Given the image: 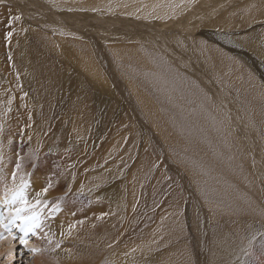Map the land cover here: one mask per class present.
<instances>
[{"label":"rangeland","instance_id":"rangeland-1","mask_svg":"<svg viewBox=\"0 0 264 264\" xmlns=\"http://www.w3.org/2000/svg\"><path fill=\"white\" fill-rule=\"evenodd\" d=\"M44 1L48 5V8H46L44 4L40 5L39 3H41V2H38L37 0H34V1L33 0H2V2H0V68H1L0 69V72H1L0 73V126H2V131H0V144L1 145L2 144L7 145L6 149H7V153H8V155H5V157H4L5 167L0 166V182L5 178H9V180L13 181V182H15V181L19 182L20 181L21 183L28 181V180H33V181L37 180L44 189L47 188L49 191H51L52 189L53 190L55 189L58 193L56 192L55 196L53 195V197H50V199H49V204L51 203L50 208H52L55 204H61V206H63L65 208L63 213H66L69 211L73 215L74 220L80 219L79 222H85L84 225H86L87 221H94L96 224L95 225L96 230L93 233L94 237L101 240V241H106L107 237L109 235V233H108L109 228L104 224H100V221L102 219L108 217V216H115L114 205L116 203V199L115 198H113V199L101 198L100 194L102 192H107L109 190L117 188L120 190L119 199L121 200V203L123 205H127V202L129 200V187L131 184V180H130L131 176H132L136 166L139 164L140 157L143 155H147L150 157V159L153 162L152 167L149 169V178L147 181V186L152 184V182L155 179L156 174L160 172L165 177V179L167 180V182L164 185L165 187L163 188V190H164L163 191V193H164L163 194V200L164 201H162L161 206L156 205L154 209H149V207H148L147 209H145V211L143 210V213H144V214L142 213L143 215L141 214L142 211L138 212L139 215L136 213V218H138V219L134 220V222L136 221V223H133L134 227L132 226L131 228L129 226L130 219L132 218L136 209H138L140 207H137V208L132 207V210H128V208H126L124 210V213H123V221L120 225V229L122 230V233L118 237H116L112 242H110L106 248L102 249V253L100 254L97 261H95V263H93V264H120V261L127 262L130 264H156L152 260L148 261L147 258L146 259H147L148 263L146 262V260L143 261L145 259V257H147V255H143L144 252L143 253L138 252L137 255L135 254V256L137 258H139V259H137V258H132L129 256V254L125 253L124 248L126 247V243H127L126 239L128 237L131 238V237L136 236L139 232H141V228L145 227L144 230H147V229H151L154 226V224H155L154 219H156V217H159L158 212H160L161 215L164 213H167V212H162V210H163L162 207H164V206H166V208H167L166 210H168L170 212V218L172 217L171 220H174L178 216L176 218V221H179L178 218H180L182 220V222H180L181 226H183L180 228L181 232H180L179 236L182 235L181 238L176 242L172 240L173 243L170 244V247L174 248L175 246L180 244L179 247L181 249V246L183 248L184 245L188 242L185 245V247L188 246L189 249H194L192 251L193 258H194L192 261V264H208V259L210 256V243H209V238H208L209 232H207L206 229L207 228L209 229L210 225L212 224V220L210 217V215L212 213L214 215H216V212H217V214L218 213L222 214V212H224L223 215L226 214V212H227L226 206L225 207L223 206L222 208H220V205L222 206V204H223V203L221 204V202H224L225 200L224 199L221 200L220 199L221 197L217 201L215 199L214 202L216 204H218L219 206L214 205L213 210L215 212L213 210L210 211L209 210L210 204H207V203L211 201L210 199L212 197H213V199L215 197L214 196L211 197L209 195L211 198L208 196L206 198L207 200L205 201L204 195L201 194V197H200V194H199V189L202 192L201 188L204 187L202 189H205L208 185L205 186L206 184L205 185L196 184L198 189H197V187H195V184H194V187H193V185H191V192H190L191 194H187L185 188L181 187L178 184V182L176 183L175 179L177 181H179V177H181L182 179L185 177L184 180H187V181L191 180L189 175L185 171L181 170V169H185V168L179 167L181 163L179 164V161H177L175 156H172L173 153L176 154V153H178V151H176V148L174 147L173 144L167 143L161 136L158 135L157 131L155 130V127L150 123V118L138 106L137 102L135 101L134 96L131 94V91L129 90V88H127V85H125V82H127V79H129L128 82H135V84L137 83L140 86H142L144 83L143 77L137 76V75L133 74L132 72H129V70H127L126 68L119 65V63H120L119 60H118L119 63L115 64L118 61H117V59L114 58L112 52L110 51L111 48H109V47L114 46V45H122V44H124V45L132 44V43H135L137 45L139 44L141 51L144 52L145 54H147L148 59L150 58V56H148L149 55L148 53L151 54V58H152V56H154L155 60L157 59V61L161 60L160 58H162L163 62L160 61L161 66H163L164 63H166L167 66L169 67L168 73H169V71L172 72L170 74L173 76H174V74H173L174 71L178 72L179 75L181 74V76L177 80V82L180 84V87L182 88V92L184 91L186 93L188 92L187 89L188 90L190 89L189 92L191 90L194 91L193 88H190V84H188L187 82L192 81L191 83H193L194 88H198L197 84L199 86H202L203 85L202 81H204V80L202 78H200V80H201L200 81L199 79L195 78L192 75V74L195 75V73L191 74V72L185 71V68H184V70H182L180 68L182 66V64H180V62L182 61L180 59L181 56L184 58L185 62L190 63L189 61H191L193 63L194 60H197L198 55H199V58L202 60L203 55H201V53H200L201 48L203 49L204 47H213V48H216L219 51H221L224 55L231 58L232 60L238 62L242 67H244L252 75V77L255 79V81L257 82L259 87L262 88V90L264 92V57H263L264 56V52H263L264 51V0H195L191 5L180 6L175 12L166 16L162 20L157 19V17H155V16H154V18L148 19V20H153L154 22H157V25L161 29V30L156 29L157 32H156V30H153L151 28H144V27L139 26L135 23L128 24L126 22H125L126 25H124V26H118L119 24H114L113 26L111 25L110 28H104V29H107L105 31H97L96 22H92V23L88 22V24H86L87 26L86 25L84 26L85 29H83V31L89 30V33L93 38L92 37H89V38L84 37V35L87 33L77 32L71 28L66 29V27L64 25H61V24L57 27H54L55 26L54 22H50L48 19V16L45 15V14H48V12L50 11V9H49L50 6H52L50 8L53 9V11H54L56 9V7H58L59 4L65 5V4L77 2L79 4V7L82 8V6L80 4H83L82 3L83 0L81 1V3L79 0H75V2H74V0H72V1L69 0V3L67 0H44ZM52 1H54V2L52 3ZM55 1H57V2H55ZM25 2H26V4H25ZM56 3H59V4L57 5ZM33 4H36V7L39 6V8L42 7V12L39 11L38 9L35 10L36 8ZM53 4L55 5V7ZM252 5H255V7H252ZM23 6L26 9H24ZM197 6H199V7L197 8ZM185 7H188V8L183 11V9ZM59 8H60V5H59ZM76 8L78 9V7H76ZM33 10L37 11V13L34 12L35 13L34 14L33 12H31ZM27 11L32 13L31 16H33V18H31V19H34L33 21L29 18ZM43 11H44V13H43ZM190 11H192V12H190ZM82 12H84V10H82ZM39 13L44 14L45 19L47 18L48 21L45 19L41 20L40 18L39 19L36 18V17H40L42 15L41 14L39 16H36ZM49 13H52V12L50 11ZM67 14H70V13L68 12ZM16 16H19L20 19H18V20L12 19L11 20V27H9L10 19L13 17H16ZM224 16H226L228 18V22L225 25L222 24L224 21V19H223ZM84 17H85V15L82 16V18H84ZM92 25H95V26H92ZM130 26H134V27L136 26V27L133 28ZM90 28H91V30H90ZM92 28L96 29V33H94ZM127 28L129 30H127ZM137 29L138 30L140 29L139 32ZM169 30L171 32L170 34L168 32ZM8 31H12L13 35L8 41H5L4 36ZM22 31H24L26 33V36H24L25 33ZM119 31H120V33L122 32L121 34H123V33L126 34L125 37H124V34L122 36L119 33ZM147 31L149 32V34ZM104 32H106L107 35L103 34ZM133 32L135 35L133 34ZM142 32H143V35L140 34ZM108 33H112V34H108ZM130 33H132L133 35H131ZM37 34H39L41 36V38ZM129 34L131 37H129ZM76 35H81L83 44L84 45L86 44L90 48V52L94 58L95 63L97 64L101 73L105 77L103 79L106 80L109 84L111 83L110 85L108 84L109 88L111 87L109 90L107 89L108 93H106V89H103L102 86H95L96 85L95 82H93L89 77H87V75L84 72L78 70L75 67H74L75 69L73 67H68L69 71L67 70V72H64V71L61 72L60 71V69H59L60 67L58 64H60V63L62 64L63 62L60 61L57 56H61L62 51L60 49V45L58 43H56V40L60 39V38H64V41L66 39L67 40H73L72 38L77 39ZM109 35H110V37H108ZM140 35L142 37L144 36L145 38L143 37L144 38L143 39ZM149 35H150V37L148 38ZM22 36H24L26 38L28 37L27 38L28 41L26 40V38L24 40V37H22ZM103 37H105V38H103ZM47 38H49L56 47V48H54V53L48 52V50L44 48L45 50H43L42 54L45 53V55L39 56L38 59L41 57L40 58L41 60L37 59V61H36L37 63L34 62L35 59H32V64L34 65L36 63V66L38 65L37 67H39L43 72L45 71L47 74H48V72H47L48 68L46 67L47 68L46 69L45 66L47 65L48 67H51L54 64L53 66L56 69L57 73L62 74V80L64 82L67 81L69 77H72L73 74L77 75L78 77L81 76V78L83 79L82 80L83 84L79 87L78 90L83 91V92H87V94H88V92L94 91L92 93H89V95H91V103L93 102L92 106L95 107L93 109H95V111H96V109H98L97 115L101 116V114H102V116H104V118L102 116L101 117L103 119L98 117L99 119H101L99 122L100 128L95 130L91 134L92 138L90 136H86L84 138H76L75 134H72L71 131H67L66 132L67 135H66V133L64 134L63 129L65 127L62 125L64 123H66V125L68 123V125H69V122L63 123V119L62 118L59 119V116H58V115H60L59 111L55 112L53 115L51 109L50 110L48 109L50 107L49 104H51V107H52V103H50L51 99L48 100V104L46 107L42 106L43 109H42V107H40L41 109L39 108L36 110V112H39V113L35 112V101L32 97L34 95H37V94H34L32 91V88H34L33 87L34 85L32 83L35 84V78L29 77L30 80L28 78H26L25 69L21 68V65L19 64V60H20L19 56H20L21 50L25 46V44L29 43V45H26V46H34L37 43L36 46L41 47L42 42H44V43L47 42ZM97 39H98V41H97ZM112 39H113V41H111ZM18 40H19V42H18ZM20 40L23 43H21ZM139 41H140V43H139ZM31 43H32V45H30ZM148 43H150V45ZM151 43H153L152 44L153 47H152ZM164 43H167L168 46H166ZM185 44L188 45V47H185V54H181L180 53V47L184 46ZM19 45L21 47H19ZM249 45H250V47H249ZM255 45H257V47ZM26 46L23 49H25ZM154 46H156V47H154ZM169 47L171 49H174L176 54H174V53L172 54V51H171V49L169 50ZM155 48H157V49H155ZM161 48L163 49L164 52L159 50ZM59 50H60V52H59ZM155 50L159 51L158 52L159 54ZM193 50L195 51V54H194ZM258 50L262 51L263 56L260 55ZM55 52H56V54H55ZM54 54H55V56H54ZM156 54L160 55L162 57L158 56V58L160 57L158 59ZM70 55L72 56V59L75 58V56H76V54L74 52H72ZM177 55H178V57H177ZM169 56H171V57H169ZM9 57H11V59H9ZM30 57L32 58L31 54H30ZM40 61H42V62L47 61L48 64H45L43 66V65H41ZM160 62H158V63L160 64ZM103 63H104V65L106 64L108 67L104 66ZM56 64H57V66H56ZM63 64H65V63H63ZM117 65L120 66V68L117 67ZM64 67H66V66H64ZM198 67H196L197 68L196 70L200 73L199 74L196 73L197 76L198 75L201 76V74H202L207 79H209L207 81L208 83H211L212 85L217 87L219 91L221 90L220 92L218 91L220 94H222V95L225 94L224 98L226 99V101H225V99L223 100V98H221L223 102H220L218 100L216 101L215 99L216 98L220 99V97H217V94H215V93L213 95H211L209 93V91L206 89H204V90L202 89L199 91L196 90L195 95H197V94L203 95L204 94L203 96L206 99H208L209 101L212 100L214 103L217 102L220 105H221V103H222V105L225 104L226 107H224L223 109L226 113H227V111L231 112L232 109L235 110L236 114H238V122L236 121L235 124L237 125L238 131L241 132L242 134L247 135L245 130H248V126L250 128L252 126V131H251L250 135H251L252 142L254 143L256 153H252V149H251L252 154L250 153L247 155L250 158V167L253 170H255V172L261 176L259 178L260 180L258 179V183L260 186L259 187V193L261 195V198H259V199H261V200L260 201L258 200L259 202L254 203V206L260 212V209H262L260 203H262L264 206V203H263L264 202V195H262L264 193V190H263L264 189V187H263L264 186L263 185V183H264L263 182L264 181V176H263V171H264V139L263 138L264 137L260 134L261 131L259 129V126L255 125L256 121L253 118H251V119L248 118L247 117L248 113L246 114L245 111H242V110H244L243 109L244 106H242V105L245 102H242V100H241L242 98L240 97V95L235 93L237 90L234 89V86L222 84L221 80L218 81L219 77L216 76V73L213 74L210 70H207V69H205V73H204L202 71V69H204V68L201 66H198ZM107 69H109V70H107ZM43 72H42V74H43ZM45 72H44V74H46ZM73 72H75L76 74ZM108 72H110V73H108ZM67 76H69V77H67ZM144 76H146V74H144ZM200 76H198V77H200ZM119 77H121V78H119ZM126 77H127V79H126ZM215 77H217V78H215ZM116 79H118V80H116ZM131 79H133V80H131ZM181 79H183V80H181ZM74 80H72V81H74ZM82 81H81V83H82ZM118 82H120V84ZM173 82H175V81H172L171 83H173ZM207 82L204 81V83H207ZM123 83H124V85H123ZM71 84H72V86L75 85L74 83H71ZM71 84H70V86H71ZM101 84L102 83H100V82L98 83V85H101ZM83 86H84V88H83ZM184 86H187V87H184ZM219 86H221L222 89H220L221 87H219ZM59 87H60V89L64 88L63 86L57 85L55 91L60 90ZM96 87H97V89H95ZM123 87H124V89H123ZM180 87L178 86L177 88L180 89ZM201 88H203V87H201ZM89 90H92V91H89ZM111 90L114 92V94L112 93ZM96 92H97V94L98 93L100 94V95H98V97L101 96V94H105L107 101L102 96H101L102 100H100L104 103V105L101 102H99L96 97H94ZM109 92H111V93L109 94ZM173 92L174 93L178 92V89H174ZM221 92H224V93H221ZM186 93H184V94H186ZM184 94H181L180 97H178L179 100H184L187 97V96H184ZM117 97H120L121 100ZM95 98H96V102H94ZM9 99L12 100V103L10 105L8 103ZM187 99H189V97ZM119 101H121V102H119ZM195 101H196V99H195ZM200 101H202V99ZM205 101L208 102L207 100H205ZM98 103H99V105H98ZM105 103H107L108 105L107 104L105 105ZM182 103L187 104L188 100H185L181 103H177L175 105L179 106ZM83 104L87 105V99L83 100ZM112 104H113V106L111 107ZM125 105H127V106H125ZM240 106H242V108H241L242 110L240 109V111H239ZM104 107L106 110L104 109ZM184 107L185 106L180 107L179 110L177 109L173 112L174 113L173 114L174 122H176V120L179 119V116L175 117L176 112L182 111L184 109ZM45 108H47L46 110H48V112H46ZM130 108H131V111H128V110H130ZM110 109H112V110L115 109V110H114V112H112V110H110ZM133 109L136 110L137 112H133L134 111ZM194 109H195V107H194L193 103L191 105L187 106L185 111H183V113H182L183 121L187 120L186 122H190V121H195L196 119L197 120L199 119V118H196V116L198 117L199 113L196 111V109L194 111ZM42 110L44 113L41 112ZM189 111H190V113H189ZM49 113H50V115H48ZM141 113L143 116H141ZM41 114H44L45 116H42ZM124 114H126L128 116V118H129L128 122L124 120V116H123ZM240 114H241V116H240ZM81 115H82V113H81ZM243 115L248 118L247 119L249 121V122L247 121L248 123L245 121V118ZM130 116H132L131 120H130ZM38 117H39V119H37ZM184 117H185V119H184ZM44 118H45V121L48 120L49 118L50 119L48 121H46V123H45V121H43ZM192 118L194 120H192ZM240 118L244 119V121L240 120ZM41 119H43L42 120L43 123L47 124L46 125L47 128H48V124H50L49 127H51L53 130H54V128L57 129L56 125L58 124V122H60V120H62V122H60V124H58L57 126H61V129L63 128L62 132L64 134V138L68 139V141H72V142L79 145V146L73 145L74 147L76 146V148L79 150L77 151V149L71 148L70 149L71 151H70L69 150L70 146L68 147V150L66 147L65 148L61 147V149H60V146H61L63 141L60 139L58 140V143L60 145L58 143H54V141H51L53 139L51 137L55 136V133H54V135H52L53 131H51L52 130L51 128H48V129H51L50 130L51 132L49 130L45 129L48 133V137L46 135L47 133L44 134L46 131L43 133L44 129H38V131H33L36 128H40V127L44 128V126H42V125L40 127H38V125H37V123ZM104 119H105V122H104ZM136 119H138V120H136ZM144 119H146V121ZM251 120L255 124L252 123ZM67 121H68V119H67ZM101 121L104 122V125ZM121 121H125L126 123L123 122L124 125H122ZM133 121H135V122H133ZM106 122L108 124L109 123L110 124L107 125ZM250 122L252 125L249 124ZM130 123H131V125H130ZM101 125H103L104 127ZM105 125H107V126H105ZM33 126H36V127H33ZM136 126H138V127H136ZM142 126H144V127H142ZM130 127H132V128H130ZM140 127L142 130L140 129ZM253 127L255 130L253 129ZM192 129H193L192 126L188 125L186 129L182 130V134L185 137H188V136H190L189 133L192 132ZM41 130H42V132H41ZM135 130L137 132H135ZM242 131H244V133ZM90 132H91V129H90ZM96 132H97V134H96ZM98 132H99V134L101 132L102 136L99 135ZM36 133H38V135H36ZM34 134H35V136H34ZM93 134L96 136H94ZM36 136H38L37 139H36ZM44 136L46 138H49V136H51L50 137V139H51L50 144L48 142L49 139H46ZM97 136L102 141L99 140ZM103 136H104V138H103ZM111 137L113 139L123 138V144L120 146V149L117 150V152L113 153V154L119 153V154H122L123 157L124 156L128 157L127 154L128 155L134 154V155L130 158L129 162L125 160V162L127 164H126V166L122 165L123 169L120 171V173L117 177L113 178L110 182H108L107 184H105L104 186H102L96 190V197H92L90 195H87L83 191L75 190L77 178L80 174H82V172H83L82 170L84 169V167L87 164V161H86L87 157H89L90 155L96 154V159H98L97 154H99V150H100L99 155L103 154V152L105 150L104 146H106V142H107L106 139H108V138L111 139ZM93 139L94 140L96 139V140L94 141ZM247 140L248 139L245 138L246 142H247ZM51 142L53 145H51ZM206 143L208 144V142H206ZM46 144H47V147H46ZM80 144L82 145V148L80 147ZM90 144H92L95 148ZM101 144H102V146H101ZM54 145H57L58 147L54 146ZM48 146H49V148H48ZM2 147H3V145H2ZM235 147H238V146L235 145ZM53 148H55V149L53 150ZM58 148H59V150H58ZM101 148H103L104 150ZM80 149H81V151H80ZM125 150L126 151L128 150L127 154H125L126 153ZM65 151H66V153H65ZM179 153L181 154L182 152L179 150ZM0 154L1 155L4 154L3 149H1V148H0ZM71 154H73V155H71ZM74 154L75 155L82 154V156L76 157ZM180 154H176V157L178 159L181 158L180 160L182 161L183 166L188 165L190 163V156L187 153L181 154V155ZM122 155L121 156L117 155V158L122 157ZM208 155L214 156L217 163H219L220 160L222 161V155H220V156H217L219 154H208ZM239 155L240 156L242 155V157H244V154H238V157H239ZM71 157L73 160L71 159ZM206 157H207V154H206ZM185 159L187 161H185ZM71 160H72V162H71ZM109 163H113V162L110 161ZM193 163H194V161H193ZM17 164H19L18 168H17ZM195 164L196 163H194V165ZM106 165L107 164H104L102 166V168L105 169ZM190 165H192V167H193V164H190ZM194 167L197 168L198 166H194ZM99 168L101 169V166H100L99 162L98 163L96 162V170ZM169 168H175L176 170H178L177 168H180L179 169L181 172V173L179 172L180 175L179 176L175 175L176 178L172 179L173 176L171 175V170ZM196 168H193V169L195 170ZM175 169H173V170H175ZM13 172H15L14 178H13ZM65 172H68V173H65ZM96 173H97V171H96ZM185 174H187L188 176L186 177ZM59 175H61V176L65 175L66 177L60 178L61 176H59ZM58 179H59V182H57ZM259 181H261L262 184H260L261 182H259ZM256 182L257 181L255 180V183ZM254 187L255 186L253 185V188ZM178 188H180V189H178ZM260 188H261V190H260ZM172 190H176L175 193H177V194H173ZM166 191L168 193H166ZM184 193L186 194V196H185L186 198L185 197H184L185 199L182 198V202L180 203V207L179 206L176 207L173 204V201L175 200L176 202H180V198L184 195ZM193 193H195V194H193ZM178 196H179V198H178ZM193 196H194V200L192 199ZM249 196L247 197L248 200H250ZM192 201H193V203H191ZM211 203L213 204L212 201H211ZM226 203L227 202L225 201V205H226ZM170 206H172V207L170 208ZM142 207L145 208V206H141V208ZM178 207H179V209H178ZM159 208L161 211L159 210ZM170 209H172L173 211ZM176 211H178V212H176ZM194 211L196 212L197 216H195L194 213H192ZM219 211H221V212H219ZM173 212L177 215L175 216L173 214ZM229 212H232V211L229 210L227 212V215H225V216H227V219L230 220V221L227 220L228 221L227 223H229V222L231 223L232 221H235V222H232V224L229 223V225L231 227H235L234 224H236V222L239 223L240 222L239 219H240L241 222H243V223H241V225H243V226H239L240 225V223H239V225L236 224L237 228H239L242 232L244 229L247 230V232L253 231L252 236H249V237L245 236L243 238H240L236 242V244L230 248L232 250V252L240 253L232 261V264H264V229L260 230L259 232H256V230L254 228H251V230H250V227H249V226L254 227V225H258V222L256 221V220H259L258 216L252 217L250 215L251 217H249V215L247 216L246 214H244V216L241 215V217H240V216H236L233 212L232 213H229ZM63 213H61V215H63ZM102 214H104V215H102ZM191 214H192V217H191ZM214 215H212V216H214ZM150 216H151V219H153V217H154V219L150 220ZM193 216H194L195 220H197V223L194 220L196 226L193 225V220H191V219H194ZM242 216H243V219H242ZM173 217H174V219H173ZM237 217H239V218H237ZM254 217L257 219H253ZM147 219H149V220H147ZM199 219L201 220L200 223L198 222ZM245 220H248L249 222L245 221ZM260 221L264 224V219L263 220L260 219L259 222ZM248 223H250V224H248ZM74 224H76V223H74ZM199 224L202 225V229L204 230V236H205L204 239H207V240H206V242H201L200 247L197 250V247H196L197 244H196V239H195L196 237L195 236L198 233V228L201 226ZM245 224L247 225L246 228H245V226H246ZM195 227L197 228V230ZM49 228H51V227H48V229ZM48 229H47V225H45L43 230H44V234H46V235L44 237V234H43V236H42L43 242H42V240L39 242V244L40 243L44 244V247L50 246V241H49L50 235L48 233H51V232ZM192 229H194V230L192 231ZM182 230H184V231H182ZM179 236H177V237H179ZM185 240H186V243H185ZM249 240H251L250 244H249ZM79 245H80V240L74 241V243L68 245V248L69 247L74 248V247L79 246ZM40 247H41V249L42 248L44 249V247H42V246H40ZM91 247H94V242H93V244H91ZM61 248H63V246H61ZM165 249L166 248L164 246V248H162V249L158 248V251L163 252V251H165ZM248 249L253 250V251L250 252V251H248ZM151 250H152V248H151ZM5 253L0 255V256H3V257H0V263H3ZM194 253H195V255H194ZM187 255L189 256V261L187 262V264H191L190 254L187 253ZM232 257H233V255L229 256L228 258H232ZM14 258H15V256H14ZM15 260H17V259H15ZM22 261L19 262V264H21ZM50 261L51 260H49L48 263L43 262L42 264H51V263L53 264V262L52 261L50 262ZM16 262H18V261H16ZM27 262H32V261L30 260ZM177 263L178 264H186V262H184V261H178ZM15 264H18V263H15Z\"/></svg>","mask_w":264,"mask_h":264},{"label":"bare ground","instance_id":"bare-ground-1","mask_svg":"<svg viewBox=\"0 0 264 264\" xmlns=\"http://www.w3.org/2000/svg\"><path fill=\"white\" fill-rule=\"evenodd\" d=\"M37 1L41 2V3H39L40 5L44 4L45 7L48 8V5L45 3L44 0H37ZM67 1L69 3V0H67ZM70 1H72V0H70ZM79 1L81 3L82 0H79ZM194 1L195 0H87V1L83 0V2H82L83 4H80L82 6V8H81V7H79V4L77 2H75V0H74L75 3H69V4H65V5L56 3L57 5L58 4L60 5V8L58 5V7H56V9L54 8L55 9L54 11H53V9L50 8L52 6H50L49 9L52 13H49L50 11L49 12L47 11L48 14H45V15L48 16V19L50 22H54V24H55V26L53 25L54 27H57L61 24V25H64L66 27V29L71 28L77 32L87 33L84 35V37L89 38V37H92L89 33V30L83 31V29H85L84 26L86 24H88V22H91V23L96 22L97 31H105L107 29H104V28H110V26L111 25L113 26L114 24H119L118 26H124V25H126L125 22L128 24L135 23V24L142 26L144 28H151L153 30H156V29L161 30L159 28V26L157 25V22H154L153 20H148V19L154 18V16H155V17H157V19L162 20L166 16L175 12L180 6L191 5ZM53 2L54 1H52V3ZM55 2H57V1H55ZM25 4H26V2H25ZM33 5L36 8L35 10L38 9L39 11L42 12V7L39 8L38 5H37L38 7H36V4H33ZM54 7H55V5H54ZM76 7H78V9ZM198 7L199 6H197V8ZM23 8L26 9L24 6H23ZM187 8L188 7H185L183 9V11L186 10ZM82 10H84V12H82ZM29 11H27V14L29 15V18L31 19V18H33V16H31L32 15L31 12L37 13V11H34V10L31 12H29ZM68 12L70 14H67ZM190 12H192V11H190ZM43 13H44V11H43ZM41 14L39 13L36 16H39ZM83 15H85L84 18H82ZM36 18H38V19L40 18L41 20L45 19L44 14H42L40 17H36ZM48 19L46 18L45 20L48 21ZM223 19H224V21L222 24L223 25L227 24L228 18L226 16H224ZM31 20L33 21L34 19H31ZM92 26H95V25H92ZM130 27L135 28L136 26L135 27L130 26ZM128 28H127V30H129ZM92 29H93L94 33H96V29H94V28H92ZM90 30H91V28H90ZM139 30H138V32H139ZM157 30H156V32H157ZM22 32H24V31H22ZM168 32H169V34L171 33L170 30ZM119 33H120V31H119ZM103 34H106V32H104ZM108 34H112V33H108ZM123 34H121V35L123 36ZM130 34L133 35L134 32H133V34L132 33H130ZM130 34H129V37H131ZM140 34L143 35V32ZM148 34H149V32H148ZM37 35H39V34H37ZM125 35L126 34H124V37H125ZM24 36H26V33ZM24 36H22V37H24ZM76 36H77V39L72 38L73 40H67L66 38H65L66 39L65 41H64V38H60V39L56 40V43H58L60 45V49L62 51L61 56H57V57L59 58L60 61L65 63V64H63V63L58 64L60 67L59 68L60 71L61 72H63V71L67 72V70L69 71L68 67H73V68L75 67L78 70L84 72L87 75V77H89L93 82H95L96 83L95 86H102L103 89H106V93H108L107 89L109 90L111 88V87L109 88V85L111 83L109 84L106 80L103 79L105 77L103 76V74L101 73L97 64L95 63L94 58L90 52V48L86 44L85 45L83 44L81 35H76ZM108 37H110V35ZM149 37H150V35L148 36V38ZM25 38L26 37H24V40H25ZM27 38H26V40H27ZM40 38H41V36H40ZM103 38H105V37H103ZM97 41H98V39H97ZM111 41H113V39ZM18 42H19V40H18ZM21 43H23V42L21 41ZM139 43H140V41H139ZM36 44L34 46H26V45H29V43L25 44L26 48L23 49L25 46L22 48L21 54L19 56L20 60L18 59L19 64L21 65V68L25 69L26 78H28L29 80L32 77L35 78V84L31 82L34 85L33 86L34 88H32V91L34 94H37V95L32 96L34 101H35V112L37 109H39L42 106L46 107L48 104V100L51 99L50 103H52V107H51V104H49L51 108L49 106H48L49 108L48 107L47 108L49 110L51 109L53 115L55 112L59 111L60 115H58V116H59V119H61V118L63 119V123L69 122V125H68V123H67V125H66V123H64L62 125L65 127L64 129L62 128L64 130L63 131L64 134L67 131H71L72 134H75L76 138H84L86 136L91 137V134L95 130L100 128L99 122L101 119H99L98 117L104 118V116H102V114H101L102 117L97 115L98 109H96V111H95V109H93L95 107L92 106L93 102L91 103V95H89V93H92L94 91L89 90L92 92H88V94H87V92H83V91L78 90L79 87L83 84V81H82L83 79L81 78V76L78 77L77 75H74V74L72 75V77L67 76L69 78L67 81L64 82L62 80V74L57 73L56 69L53 66L54 64L51 67H48L46 65L45 68L46 67L48 68V71H47L48 74L45 71L44 72L46 74H44V72L39 67H37L38 65L36 66V63H37L36 61H37L39 56L45 55V53L42 54L43 50L47 49L48 52L54 53V48H56V47L49 38H47L46 43L42 42L41 47L36 46ZM148 44L150 45V43H148ZM152 44L153 43H151V45ZM164 44L166 46H168L167 43H164ZM30 45H32V43ZM255 46L257 47V45H255ZM19 47H21V46L19 45ZM152 47H153V45H152ZM154 47H156V46H154ZM185 47H188V45L185 44L184 46L180 47V53L181 54H185ZM249 47H250V45H249ZM109 48H111L110 51L112 52L114 58L117 59V61L118 60L120 61V63L118 61L115 64L119 63V65H121L122 67L129 70V72H132L133 74H135L137 76L143 77L144 83L142 86H140L137 83L135 84V82H128L129 79H127V77H126L127 82H125V85H127V88H129V90L131 91V94L134 96L135 101L137 102L138 106L150 118V123L155 127V130L157 131L158 135L161 136L167 143L174 145V147L176 148V151H178V153H176V154H180L179 153V150H180L182 152L181 154L187 153L190 156V163L188 165L183 166V163L180 160L181 158L178 159L176 157V154H174L172 152L173 153L172 156H175L177 161H179V164L181 163L179 167L185 168V169H181V170L185 171L189 175L191 180L190 181L184 180L185 177L183 179L181 177H179V181H177L175 179L176 176H179L181 173L179 170L180 168H177L178 170H176L175 168H169L171 170V175L173 176L172 179H175L176 183L178 182V184L181 187H184L187 194H191L190 193L191 192V185H193V187H194V184H195V187H197L196 184H201V185L206 184L205 186L208 185L205 189H202L204 187L201 188L202 192L199 189V194H200V197H201V194L204 195L205 201L207 200L206 198L209 195L211 197L212 196L215 197L213 199V197L211 198L209 196L211 198V199L210 198L209 199L213 202V204L211 203V201L210 202L207 201L208 202L207 204H210V208H209L210 211L213 210L214 205H216V206L218 205L214 202V200L216 199V201H217L221 197L220 199L221 200L224 199L227 203L225 205V201L221 202V204L222 203L223 204H222V206L220 205V208H222L223 206L224 207L226 206L227 212L230 210L236 216H240V217H241V215L244 216V214H246L247 216L249 215V217L258 216L259 220L260 219L263 220L264 219V210H263L264 206H263V204L260 203L261 207H262V209H260V212L254 206V203L259 202L261 200V199H259V198H261V195L259 193V187L260 186L258 183V179L261 176L258 173H256L255 170H253L250 167V158L247 155V154L251 153V149H252V153H256V149L254 147V143L252 142L251 135H250V133L252 131L251 122L252 123H254V122L251 120V122L249 123V124H251L250 125L251 128L246 124L248 126V130H245L247 135L239 132L237 125L235 124L236 121L238 122V114H236V111L232 109L231 112L227 111V113H226L223 109L224 107H226V105L225 104L222 105V103L220 105L216 102L217 100L220 102H223L221 98H223V100H224L225 94H223V95L220 94L219 92L221 90L219 91L217 87H215L211 83H208L207 81L209 79H207L202 74H201V76L198 75V76H200V77H198L197 74H199L200 72H198L196 70L197 69L196 67H198V66L203 67L204 69H202V71L204 73H205V69L210 70L213 74L216 73V76L219 77L218 81L221 80L222 84L234 86V89L237 90L235 93L240 95V97L242 98V99L240 98L242 100V102H245L244 103L245 105L244 104L242 105V106H244V108H243L244 110H242L241 109L242 106H240L239 111H240V109L242 111H245L246 114L248 113V116H247L248 118H250V119L253 118L256 121V124L255 123L254 124L259 126V129L261 131L260 134L264 137V92H263L262 88L259 87V85L255 81V79L252 77V75L244 67H242L238 62L227 57L218 49L213 48V47H204L203 49L201 48V52H200L201 55H203L202 60L199 58V55H198L197 60H194L193 63L191 61H189L190 63L185 62V60L182 56L180 58L182 60L180 62V64H182V66L180 67L182 70H184V68H185V71H189V72H191V74L195 73V75L192 74L195 78H197L199 80H200V78H202L205 82H207V83H204V81H202V83H203L202 86H199L197 84L198 88H194L193 83H191L192 81L187 82L188 84H190V88H193L194 91L191 90L189 92L190 89L189 90L187 89L188 92L186 93L183 91L184 93H186V94H184L182 92V88L180 87V84L177 82V80L180 78L181 74L179 75V73L176 71L173 72L174 76L170 74L172 72L169 71V73H168L169 67L167 66V64L164 63L163 66H161V62H163V61H162V58H160V57H162V56L156 54L157 58H158V56H160L159 58L161 59V60L157 61V59L155 60L154 56H152V58H151V54L148 53L149 54L148 56H150V58L148 59L147 54H145L144 52L141 51L139 44L137 45L135 43L127 44V45H124V44L114 45V46H111ZM155 49H157V48H155ZM170 49L171 48L169 47V50ZM159 50L163 51L162 48ZM155 51H157V50H155ZM171 51H172V54L173 53L176 54L174 49H171ZM56 52H55V54H56ZM59 52H60V50H59ZM72 52H74L76 54L75 58H73V59H72V56L70 55ZM158 52L159 51H157V53ZM258 52L260 53V55H262V51L258 50ZM30 54L32 55V58L30 57ZM55 54H54V56H55ZM194 54H195V51H194ZM169 57H171V56H169ZM177 57H178V55H177ZM32 59H35L34 60V62H36L34 64L35 66L32 64ZM158 62H160V64ZM40 63L43 66L45 64H48L47 61H45V62L40 61ZM103 65H104V63H103ZM56 66H57V64H56ZM64 66H66V67H64ZM104 66H107V65L105 64ZM117 67L120 68V66H118V65H117ZM107 70H109V69H107ZM42 72H43V74H42ZM73 73H75V72H73ZM108 73H110V72H108ZM144 74H146V76H144ZM119 78H121V77H119ZM215 78H217V77H215ZM72 80H74V81H72ZM116 80H118V79H116ZM131 80H133V79H131ZM181 80H183V79H181ZM81 81H82V83H81ZM172 81H175V82L171 83ZM99 82L102 84L98 85ZM71 83H74L75 85L72 86ZM118 83L120 84V82H118ZM70 84H71V86H70ZM57 85L63 86L64 88L60 89V87H59L60 90L55 91ZM123 85H124V83H123ZM84 86H83V88H84ZM178 86L180 87V89L177 88ZM184 87H187V86H184ZM201 87H203V88H201ZM219 87H221V86H219ZM95 89H97V87ZM123 89H124V87H123ZM174 89H178V92L174 93L173 92ZM202 89L208 90L211 95H213L214 93L217 94V97H220V99L214 98L216 100L215 101L216 103H214L212 100L209 101L208 99H206L203 96L204 95L203 93H202L203 95H198V94L195 95L196 90L199 91ZM220 89H222V87ZM110 93L111 92H109V94ZM112 93L114 94L113 91H112ZM221 93H224V92H221ZM96 94H97V92L95 93L94 97H96L98 99V101L104 105V103L100 100H102V98H101V96H102L107 101L105 94H101V96H99V97H98V95H100V94L99 93L97 95ZM181 94H184V96H187V97L184 100H179L178 97H180ZM188 97H189V99H187ZM96 98H95L94 102H96ZM117 98L120 99V97H117ZM85 99H87V105L83 104V100H85ZM195 99H196V101H195ZM201 99H202V101H200ZM185 100H188L187 104H185L186 103L185 102L179 106L175 105V104L181 103ZM205 100H207L208 102H206ZM225 101H226V99H225ZM119 102H121V101H119ZM192 103H193L196 111L199 113L198 117L196 116V118H199V119L198 120L196 119L195 121H190V122H186L187 120L183 121L182 113H183V111H185L187 106L191 105ZM106 104L107 103H105V105ZM98 105H99V103H98ZM112 106H113V104L111 105V107ZM125 106H127V105H125ZM183 106H185V107L182 111L176 112L175 117L179 116V119H177L176 122H174V116H173L174 113L173 112L177 109L179 110V108L183 107ZM43 107H42V109H43ZM47 108H45V110ZM131 108L128 111H131ZM104 109H105V107H104ZM195 109H194V111H195ZM110 110H112V109H110ZM114 110H112V112H114ZM41 112H43V110ZM46 112H48V110H46ZM133 112H137V111L134 110ZM36 113H39V112H36ZM50 113L48 115H50ZM81 113H82V115H81ZM189 113H190V111H189ZM41 115L45 116L44 114H41ZM123 116H124V120L128 122V119H129L128 116L126 114H124ZM141 116H143L142 113H141ZM240 116H241V114H240ZM131 117L132 116H130V120H131ZM247 117L244 116L246 122L248 121ZM37 119H39V117ZM67 119H68V121H67ZM184 119H185V117H184ZM42 120L43 119L39 120L37 125H38V127H40L42 125V126H44V128H42V127L36 128L33 131H38V129H44V131H43V133H44L46 131L45 129H47L49 131L52 129L51 127H49L50 124H48V128H51V129H48L46 126L47 124H45L46 121H48V120L45 121V118H44L43 121H45V123H43ZM136 120H138V119H136ZM144 120L146 121V119H144ZM192 120H194V119L192 118ZM240 120L244 121V119H241V118H240ZM125 121H121L122 122L121 124L124 125V123H126ZM60 122H62V120H60ZM60 122H58V124H60ZM101 122L104 125L105 119H104V122L103 121H101ZM133 122H135V121H133ZM106 124L109 125L110 123L108 124L106 122ZM57 125H56L57 129L54 128V130L53 129L51 130V131H53L52 135H54V133H55L56 137L55 136H53V137L49 136V138H46L44 136L46 139H49V141H48L49 144H50V140H51L50 137H51V138H53L51 141H54V143H58L59 139L63 141V142L61 141L62 144L60 146V149H61V147H63V148L66 147L68 150L69 146H70L69 150L71 148L77 149L76 146L74 147L73 145H78V144H76L72 141H68V139L64 138V134L62 132L61 126H57ZM103 125H101V126H103ZM107 125H105V126H107ZM130 125H131V123H130ZM188 125L192 126L193 129H192V132L189 133L190 136L185 137L182 134V130L186 129ZM33 127H36V126H33ZM132 127H130V128H132ZM136 127H138V126H136ZM142 127H144V126H142ZM90 129H91V132H90ZM140 129H141V127H140ZM253 129H254V127H253ZM41 132H42V130H41ZM135 132H137V131L135 130ZM242 132L244 133V131H242ZM46 133H47V131L44 134H46ZM96 134H97V132H96ZM98 134H99V132H98ZM36 135H38V133H36ZM46 135L48 137V133ZM66 135H67V133H66ZM99 135L102 136L101 132ZM34 136H35V134H34ZM94 136H96V135H94ZM37 137L38 136H36V139H37ZM99 137H98V139L101 140ZM103 138H104V136H103ZM245 138L248 139L247 142L245 141ZM108 139H106L107 140L106 146H104L105 150L103 148H101L104 150L103 154L99 155L100 154V150H99V154H97L98 159H96V154H93V155H90L89 157H87V159H86L87 164L84 167V169L82 170L83 171L82 174H80L77 178L75 190H80V191H83L87 195H90L92 197H96V190L98 188L104 186L108 182H110L113 178L117 177L119 175L120 171L123 169L122 165L126 166V164H127L125 162V160L129 162L130 158L134 155V154L128 155L127 154L128 150L127 151L125 150L126 151L125 154H127L128 157H125V156L123 157V155L119 154V153L113 154V153H116L117 150L120 149V146L123 144V138L113 139L111 137V139H109V140ZM204 142L205 143L208 142V144L207 143L205 144ZM2 145H3V147H2ZM2 145L0 144V148L3 149L4 154L3 155L0 154V166L5 167L4 157H5V155H8L7 149H6L7 145H4V144H2ZM51 145H53L52 142H51ZM57 145H54V146H57ZM90 145H92V144H90ZM235 145L238 147H235ZM101 146H102V144H101ZM46 147H47V144H46ZM80 147L82 148L81 144H80ZM48 148H49V146H48ZM54 149L55 148H53V150ZM58 150H59V148H58ZM78 150L79 149H77V151ZM80 151H81V149H80ZM65 153H66V151H65ZM206 154H207V157H206ZM208 154H219L217 156L222 155V161L220 160V162L217 163L214 156L210 155L211 156L210 157ZM238 154H244V157H242V155L241 156L239 155V157H240L239 158ZM71 155H73V154H71ZM117 155H120V156L122 155V157L117 158ZM75 156L76 157L82 156V154H78ZM71 159H72V157H71ZM72 160H71V162H72ZM110 161H112L113 163H109ZM185 161H187V160L185 159ZM193 161L197 165L196 164L194 165ZM96 162L97 163L99 162L102 170L100 168L96 170ZM104 164H107L105 169L102 168V166ZM190 164H193V167ZM152 165H153V162L149 156L143 155L140 157L139 164L136 166V168H135V170L131 176V179H130L131 184L129 187V200L127 202V205H123L121 203V200L119 199L120 190L117 188L109 190L107 192H102L100 194L101 198H105V199L115 198L116 199V203L114 205L115 216H108V217H106L100 221V224H104L109 228V230H108L109 235H108L106 241H101V240L94 237L93 233L96 230V228H95L96 224L94 221H87L86 225H84L85 222H79L80 219L74 220L73 215L68 211L66 213H63V215L60 214L56 220H51L47 223V229H48V227H51L48 229L51 232V233H48L50 235V240H49L50 246L44 247V244H42V243L39 244V242L42 240V236L44 234V230H43L41 232L38 240L35 242L33 248L37 249L36 247L41 248L40 246H42V247H44V249L42 248L43 250L40 251L38 255L30 256L32 258V260H31L32 262H27L29 257H25V263L24 264H42L43 262L48 263L49 260H51L53 262V264H91V263L93 264V263H95V261H97L100 254L102 253V249L106 248L110 242H112L116 237H118L122 233V230L120 229V225L123 221V213H124V210L126 208H128V210H132V207H135V208L140 207L141 208V206H145V208H143V207L141 209L138 208L134 212V214H133V216L129 222V226L131 228L133 226V223H136V221L134 222V220L138 219V218H136V213L139 215L138 212L142 211L141 212V214H142L143 210L145 211V209H147L148 207H149V209H154L156 205L161 206L162 201H164L163 200V194H164L163 188L165 187L164 185L167 182V180L165 179V177L160 172L156 174L155 179L152 182V184L147 186V181L149 178V169L152 167ZM194 166H198V167L196 168ZM193 168H196V169L194 170ZM173 169H175V170H173ZM96 171H97V173H96ZM65 173H68V172H65ZM187 174H185L186 177L188 176ZM59 176H61V175H59ZM263 176H264V171H263ZM62 177L65 178L66 176L62 175L60 178H62ZM255 180L257 181L256 183H255ZM27 182L29 183V185L32 186V188H31L32 191H31V193H29V200L32 204L49 203L50 197H53V195L55 196V193L57 192L55 189L54 190L52 189L51 191H49L47 189V192H44L43 191L44 188L41 186V184L37 180H34V181L28 180ZM57 182H59V179ZM259 182H261V181H259ZM21 184L22 183L20 181L19 182H17V181L13 182V181H10L9 178H5L0 182V190L11 191ZM260 184H262V182ZM253 185L255 186L254 188H253ZM263 185H264V183H263ZM178 189H180V188H178ZM197 189H198V187H197ZM260 190H261V188H260ZM16 191H18V190H16ZM172 192H173V194H177V193H175L176 190H172ZM12 193L6 195L7 200L11 199ZM166 193H168V192L166 191ZM193 194H195V193H193ZM262 195H264V193ZM185 196H186V194L184 193V195L180 198V202H176L173 199L174 200V201L172 200L173 204L176 207L177 206L180 207V203L182 202V198H184ZM248 196L250 197L249 198L250 200L247 199ZM178 198H179V196H178ZM192 199L194 200V196L192 197ZM191 203H193V201ZM18 207H19V201H17V203H15V204H7L6 205V208L9 212H11L12 210H14ZM171 207L172 206H170V208ZM179 207H178V209H179ZM162 208H163L162 212H167V213H164L161 215V213L158 212L159 217H156V219H154V217H153L155 224L151 229L144 230L145 227L141 228V232H139L136 236L131 237V238L128 237L126 239L127 243H126V247L124 248V252L129 254V256L132 258H137L135 256V254L137 255L138 252H142V253L144 252L143 255H147V257H145V259L143 261L146 260V262L148 263V261L152 260L156 264H178L177 263L178 261H184L187 264V262L189 261V256L187 255V253H189L190 254V261L192 264V261L194 259L192 251L194 249H189L188 246L185 247V245L188 243V242L186 243V240H185L186 244L184 245L183 248L181 246V249L179 247L180 244H178L174 248L170 247V244H172L173 241H175V242L178 241L182 236V235L179 236L180 232H181L180 228L183 227V226H181V223H180V222H182V220L180 218H178L179 221H176V218L178 216L174 219V217L177 215L174 212H173V214L175 215L173 217L174 220H171L172 217L170 218V212L168 210H166L167 209L166 206H164ZM159 210H160V208H159ZM170 210H172V209H170ZM178 211H176V212H178ZM219 212H221V211H219ZM227 212L225 215H227ZM232 212H229V213H232ZM192 213H194V215L197 216L195 211ZM223 213L224 212H222V214H219V213L217 214V212H216V215H214L213 213L210 215L211 220H212V224L210 225L209 229L208 228L206 229V231L209 232L208 238H209V243H210V256L208 259V264H232V261L240 253L232 252V250L230 248L232 246H234L240 238H243L245 236L249 237V236L253 235V231L247 232V230L244 229L242 232L239 228L236 227V224L239 225V223H240L239 226H243V225H241V223H243V222H241L240 219H239V221H240L239 223L236 222V224H234L235 227H231L229 225L230 222L227 223L230 220H228L227 216L223 215ZM212 215H214V216H212ZM243 216H242V219H243ZM191 217H192V214H191ZM193 218H194V216H193ZM237 218H239V217H237ZM153 219H151V216H150V220H153ZM253 219H257V218L254 217ZM147 220H149V219H147ZM191 220H193V225L196 226L195 221L197 223V220H195V218L191 219ZM259 220H256L258 222V225L253 224L254 227L253 226L251 227L248 225L250 227V230H251V228H254L256 230V232H259L260 230L264 229V224L261 221L259 222ZM245 221H248V220H245ZM198 222L200 223L201 220L199 219ZM232 222H235V221H232ZM232 222L230 224H232ZM74 223H76V224H74ZM201 224H199V225H201ZM248 224H250V223H248ZM246 227H247V225L245 226V228ZM193 230L194 229H192V231ZM196 230H197V228H196ZM182 231H184V230H182ZM45 235L46 234H44V237H45ZM177 236H179V237H177ZM195 237H196L195 239H196V244H197L196 247L198 250L200 247V243L206 242V240H207V239H204L205 236H204V230L202 229V225L198 228V233L196 234ZM78 240H80L79 246H76L74 248L73 247L68 248L69 244H72V243H74V241H78ZM42 242H43V240H42ZM93 242H94V247H91V244H93ZM57 245H59V247H57ZM60 245L63 246V248H61ZM164 246L167 250L165 249V251H163V252L158 251V248L162 249V248H164ZM151 248H152V250H151ZM3 253H5L4 254L5 257H4L3 263H0V264H15V263L19 264V262H21L23 260V259H20L18 262H16V260H15L16 257L14 258V256H15L14 255V246H12V243H10V242L0 243V255H2ZM194 255H195V253H194ZM231 255H233V257L228 258ZM0 257H3V256H0ZM146 258L148 259V261ZM137 259H139V258H137ZM21 264H23V263H21ZM120 264H130V263L120 261Z\"/></svg>","mask_w":264,"mask_h":264},{"label":"snow or ice","instance_id":"snow-or-ice-1","mask_svg":"<svg viewBox=\"0 0 264 264\" xmlns=\"http://www.w3.org/2000/svg\"><path fill=\"white\" fill-rule=\"evenodd\" d=\"M0 2H2V0H0ZM252 7H255V5H252ZM15 19L18 20L20 19L19 16L13 17L10 19L9 21V27H11V20ZM13 35L12 31H8L5 36L4 39L5 41H8ZM9 59H11V57H9ZM9 105L12 103V100L9 99L8 101ZM0 131H2V126H0ZM19 167V164H17V168ZM15 177V172H13V178ZM44 192H47V188H45L43 190ZM17 201H20L22 203H26L25 197H24V193H23V189H20L18 191H15L11 194V199L10 200H5L6 204H15L17 203ZM25 211L24 209H16L15 210V216L10 219L8 221L7 224H5L3 222V219H0V228L5 229L9 234L12 233V226H15L18 228L19 233H21V235H19L18 240H19V244L22 246H27L28 244V236L31 233L32 235H36V230L39 229L41 227V222L39 220V216L37 214H33L30 216H25V215H21V213ZM104 215V214H102ZM19 220L20 223L16 224L15 221ZM3 238V235L0 234V239ZM13 240L15 241L17 239V237L15 235H13ZM254 238V237H253ZM251 243V240H249V244ZM57 247H59V245H57ZM28 251L32 252V253H36L37 251H39L38 249L35 248H29Z\"/></svg>","mask_w":264,"mask_h":264}]
</instances>
